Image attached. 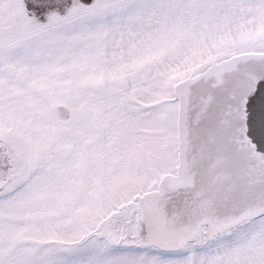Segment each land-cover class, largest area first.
Wrapping results in <instances>:
<instances>
[{
	"label": "snow or ice",
	"instance_id": "snow-or-ice-1",
	"mask_svg": "<svg viewBox=\"0 0 264 264\" xmlns=\"http://www.w3.org/2000/svg\"><path fill=\"white\" fill-rule=\"evenodd\" d=\"M0 264H264V0H0Z\"/></svg>",
	"mask_w": 264,
	"mask_h": 264
}]
</instances>
